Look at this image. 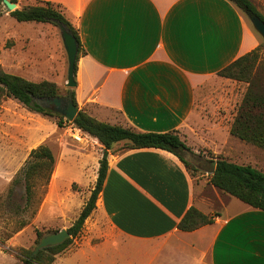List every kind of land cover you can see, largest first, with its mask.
<instances>
[{"label":"crops","instance_id":"obj_1","mask_svg":"<svg viewBox=\"0 0 264 264\" xmlns=\"http://www.w3.org/2000/svg\"><path fill=\"white\" fill-rule=\"evenodd\" d=\"M25 1L61 5L78 29L82 52L73 90L80 110L138 132L177 131L192 152L200 153L191 138L196 137L192 140L197 147L216 148L214 138L201 135L231 136V125L224 127L208 116L221 115L216 103L218 97L220 103L226 99L225 86L245 83L218 73L260 45L257 33L232 3ZM250 1L264 15V3L260 9L256 4L261 0ZM91 139L98 150V170L103 147ZM122 144L109 151L107 177L90 216L105 219L111 234L61 264L90 260V253L98 256L107 245L117 244L135 245L136 258L146 256V264L164 249L171 251V264H264V211L224 197L211 184L197 183L168 151L121 150ZM192 207L213 216V223L191 232L179 230Z\"/></svg>","mask_w":264,"mask_h":264},{"label":"rangeland","instance_id":"obj_2","mask_svg":"<svg viewBox=\"0 0 264 264\" xmlns=\"http://www.w3.org/2000/svg\"><path fill=\"white\" fill-rule=\"evenodd\" d=\"M263 3L261 0L256 5L262 9ZM26 4L29 2L22 0L17 4L18 9ZM0 12V69L32 82H53L60 89V94L67 96V92L73 89L67 87L68 56L58 25L55 22H18L4 4L0 6ZM240 12L252 27L246 14ZM257 36L260 44L264 45L261 37ZM260 62L264 68L263 49L260 51ZM262 82L264 85V72ZM247 88V84L235 88L225 86L223 95L226 99L220 103L218 97L216 103L221 115L213 117L210 113L208 118L224 123V127L231 125ZM226 108L233 115L227 116L229 111ZM57 122L56 116L32 112L13 98L3 96L0 99V264H24L23 251H32V256H35L37 254L34 255V251L41 239L63 230L68 231L95 186L98 150L91 137L72 124L60 128ZM75 136L81 139L77 141ZM201 137L209 140L214 138L219 146L197 147L196 140H192L194 137L191 143L200 152L194 153L207 159L221 154L235 163L251 165L264 173V150L233 136L229 137L227 133L216 132L214 136L208 133ZM41 145L51 149L56 165L48 186L39 184L34 188L32 204L29 205L21 171L30 152ZM96 147L100 146L96 144ZM193 178L197 183L210 185L207 174L194 173ZM222 195L235 200L227 194ZM38 231L43 233L40 239ZM110 234L105 219L88 218L79 236L55 257L52 264H61L81 248L86 250L90 245H99ZM96 254L90 253V260L81 258L69 264L148 263L146 256L136 258L135 245H107L98 256ZM104 254L106 256L103 258ZM152 264H171V251L164 249L156 255Z\"/></svg>","mask_w":264,"mask_h":264},{"label":"trees","instance_id":"obj_3","mask_svg":"<svg viewBox=\"0 0 264 264\" xmlns=\"http://www.w3.org/2000/svg\"><path fill=\"white\" fill-rule=\"evenodd\" d=\"M11 3L19 4L22 0H9ZM240 11L248 8L264 21L261 14L250 0H227ZM0 0V6L2 5ZM18 22L45 23L59 21L64 24L75 36L79 44L77 63L82 52L81 40L78 29L68 17L65 9L61 5L51 2L37 1L23 5L21 8L11 13ZM1 17V12H0ZM264 50V45L260 44L254 51L240 57L238 60L221 70L218 75L222 78L234 80L248 85L241 104L230 127V134L234 138L254 145L264 150V68L260 64V51ZM5 96L13 98L25 106L28 110L46 116H56L57 126L60 128L72 124L75 128L85 133L89 137L97 139L103 147V154L99 161V169L94 188L79 217L69 228L70 238L64 243L54 247L41 250L37 255L32 256V251H23L24 264H52L55 257L71 244L75 237L82 232L86 220L91 216L97 207V201L103 190L107 177L109 162L108 155L115 145L123 143L121 150H135L156 148L168 151L177 156L185 165L193 177L194 173L204 172L196 168L186 160L192 150L181 139L177 131L167 133H143L131 128L119 125H111L101 122L83 110H80L72 123L65 117L56 113L53 109H46L40 106L36 99L55 98L62 96L57 84L50 81L32 82L17 75L9 74L0 69V99ZM74 104L77 105L74 90L67 92ZM216 161L214 174L208 175L211 185L219 191L237 198L241 202L264 211V173L251 166L235 163L223 155H214L209 158ZM56 165V159L47 146L41 145L30 152L25 167L21 171L28 204H32L34 188L37 185L48 186ZM16 182V179L13 181ZM214 221L213 216L205 215L197 208H190L178 228L184 232L195 231L203 226L210 225ZM38 239L43 237V233L37 232Z\"/></svg>","mask_w":264,"mask_h":264},{"label":"water","instance_id":"obj_4","mask_svg":"<svg viewBox=\"0 0 264 264\" xmlns=\"http://www.w3.org/2000/svg\"><path fill=\"white\" fill-rule=\"evenodd\" d=\"M2 3L10 13L18 9V5L15 3H11L9 0H2ZM243 11L250 21L254 31L261 37L264 42V21H262L257 15H255L246 7L243 8ZM54 22L58 25L61 31V37L68 56L69 67L67 87L70 89H74L77 86V82L75 79V67L79 44L73 33L64 24L59 21ZM36 102L43 108L53 109L56 113L62 115L67 121L71 123L74 121L80 111L79 107L74 104L72 98L69 96L41 98L36 99ZM186 160L207 175L214 174L216 170V161L207 159L199 154L189 153L186 156ZM70 237L71 236L69 232L66 230H63L57 234L48 235L41 239L39 246L34 251V255L38 254L45 248L61 245Z\"/></svg>","mask_w":264,"mask_h":264},{"label":"built area","instance_id":"obj_5","mask_svg":"<svg viewBox=\"0 0 264 264\" xmlns=\"http://www.w3.org/2000/svg\"><path fill=\"white\" fill-rule=\"evenodd\" d=\"M75 139H76L77 141H79L81 138H80V136H75Z\"/></svg>","mask_w":264,"mask_h":264}]
</instances>
